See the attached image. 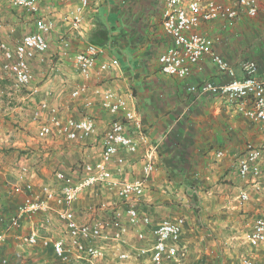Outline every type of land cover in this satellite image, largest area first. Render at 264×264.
Returning a JSON list of instances; mask_svg holds the SVG:
<instances>
[{"label": "built area", "instance_id": "built-area-1", "mask_svg": "<svg viewBox=\"0 0 264 264\" xmlns=\"http://www.w3.org/2000/svg\"><path fill=\"white\" fill-rule=\"evenodd\" d=\"M40 1L8 0L12 7L32 17L34 31L20 39L0 38V72L10 80L15 91H29V99L36 93L30 88L33 64L43 61L49 49L46 36L56 30L54 22L42 13ZM89 3L90 0H78L65 17L69 32L84 40V48L71 52V42L62 32L58 38L59 53L73 63L80 78L70 98L84 110L96 102L112 119L99 133L95 119L86 112L76 119L46 100L34 105L31 116L36 124L35 140L43 150L52 145L73 144L83 147L85 153L77 170L66 173L57 168L49 183L35 184L34 164H28V160L20 159L16 164V184L9 188L7 201L17 200L21 193L23 198L14 213L5 216L2 214L5 202L0 196V264L15 263L4 254L6 241L12 234L29 248V264L37 260L39 253L47 252L56 264H105L109 256L125 264L131 261L186 264L187 248L181 243L186 218L166 217L150 232L139 228L150 225L149 217L141 216L135 204L143 197L156 172L159 145L148 139L131 93L118 94L88 83L96 69L97 57L103 51L101 46L88 41L83 28ZM164 3L161 25L171 45L157 57L160 71L185 80L193 67L208 58L220 72H227L234 79L225 84L202 81L187 91L200 97L221 98L237 106L238 112L248 120L264 124V76L256 75V64L245 62L241 67L243 75L237 78L233 68L216 51L220 37L201 31L209 24L218 23L226 28L243 16L255 18L264 0H164ZM119 68V60L113 59L100 64L98 72ZM47 153L45 150L44 154ZM222 155L216 152L217 158ZM133 157L140 161L142 178L128 181L123 178L124 168ZM236 169L241 179L260 177L264 173V148L247 143L237 157ZM93 192L99 195V202L87 207L80 213L82 216L76 214L82 195ZM105 195H110V199ZM239 199L247 201L248 195L241 193ZM26 222L29 230L24 232ZM131 232L134 242L128 245V250L109 247L110 243L117 248L126 245ZM246 243L251 248H264V216L254 219ZM242 264H252V261L243 258Z\"/></svg>", "mask_w": 264, "mask_h": 264}, {"label": "crops", "instance_id": "crops-1", "mask_svg": "<svg viewBox=\"0 0 264 264\" xmlns=\"http://www.w3.org/2000/svg\"><path fill=\"white\" fill-rule=\"evenodd\" d=\"M40 2L42 13L54 22L56 28L46 36L48 43L51 36L58 38L63 32L69 38L73 52L83 49L84 40L69 32L65 21L78 0ZM164 5V0H90L83 21L86 38L93 43L100 27L105 28L108 39L103 41L101 38L103 43L97 45L103 51L97 57L96 69L88 83L92 87L118 94L131 93L148 139L159 145L156 172L149 180L143 197L135 204L141 216L149 217L150 225L139 228L150 232L166 217L183 216L186 223L181 243L187 248V262L194 261V256L199 251L203 253L201 259L207 261L209 258L206 255H210L215 249L209 248L211 244L206 246L203 243L200 246L205 234L226 233L228 230L221 225L211 226L207 230L199 227L207 218L206 210L214 208V213L224 210V214H232L227 204L233 199H239L241 193H248V201L253 204L255 211L264 213V173L251 181L242 180V184L236 179L237 157L244 152L246 144L264 148V124L248 120L238 112L237 106L230 105L221 98L200 97L195 92L187 91L189 87H196L202 81L225 84L234 79L227 72H220L208 58L198 67H193L185 80L167 76L160 71L157 57L171 45V39L164 33L161 25ZM263 14L262 5L258 16ZM17 17L12 19L15 23L14 30L25 27L23 35L34 31L30 15L19 12ZM201 31L211 37L215 34L220 37L216 51L233 68L237 78L243 75L241 67L246 58L256 64V75L264 76V23L250 21L247 24L240 19L226 28L214 23ZM246 31L255 37L252 41L254 45L247 55L237 42ZM113 59L119 60V69L98 72L100 64ZM93 104L85 112L95 119L98 132L102 133L112 116L96 102ZM72 112H75L73 118L81 117L76 108ZM52 149H57V146L52 145ZM56 151L53 152L54 155L66 157L70 154V151L63 149ZM218 151L223 153L222 157L217 158ZM77 153L81 157L85 152L81 148L75 152ZM138 160V157L127 160L123 173L125 180L142 178ZM10 163L7 157L0 154V182ZM251 191L256 196L255 200L249 195ZM22 198V193L17 195V201L20 202ZM105 198L110 199V195H105ZM235 208L237 207H232ZM79 213V209H76V214ZM218 252L217 264H228L231 257L229 249L224 248ZM48 255L50 252H47Z\"/></svg>", "mask_w": 264, "mask_h": 264}, {"label": "rangeland", "instance_id": "rangeland-1", "mask_svg": "<svg viewBox=\"0 0 264 264\" xmlns=\"http://www.w3.org/2000/svg\"><path fill=\"white\" fill-rule=\"evenodd\" d=\"M19 12H22V15L27 14L21 9L12 7L7 0H0L1 39H16L20 35H23L25 27H17V30H14L15 23L12 22L13 17H17ZM241 20L246 21L247 24L250 21H261L264 23V14L255 18L242 17ZM247 32L248 31H246V33L240 37V40L237 41L240 49L245 55L248 54V50L254 45V42L252 41L255 39L253 35H249ZM259 35L262 34H258V36ZM58 38L51 36L48 45L49 49L44 54L43 61L33 64V83L30 88L36 90V93L32 96V99H29V91H15L11 86L10 80L0 72V154L7 157L8 161H11L8 169L4 171V174L6 173V175H4V178H1L0 182V196L4 198L5 202L2 214L5 216L13 214L16 205L19 202L17 200L8 202L7 198L8 193L10 192L9 188L16 184V164L19 163L20 159H26L28 160V164H34L33 180L35 184H40L51 182L53 172L57 168H61V170H64L66 173H71L73 170H77L79 166L78 162L80 158L84 156L82 155L80 157L78 153L75 154V152L81 148L82 151H84L83 147L73 144L55 145L57 146V149H45L48 153L44 154L45 150H43L40 143L35 140L34 129L36 128V124L32 121L31 113L35 108L34 105L39 101L46 100L49 104L59 107L63 114L73 115L72 117H74L75 113L72 112L73 108H76V111L81 113V115L85 112L84 109L77 105V102H74L70 98V92L79 84L80 78L78 77V71L73 67V63L69 59L60 56V44ZM71 48L70 51L73 52ZM246 61H248V58L243 59V62ZM64 63L71 66L68 67V65H65ZM33 138L34 140H31ZM62 149L66 152L70 151V154L66 157L61 154H53V152H57L56 150ZM236 179L241 184L242 180H252V178L241 179L238 175H236ZM252 192L253 191H251V193L249 192V195L251 194L250 196L255 200L256 196L252 195ZM99 200L100 197L95 192L83 194L82 198L77 203V209H79L80 213H83L87 207L97 204ZM227 207H230L229 210L232 214H224V210L214 213V208L209 211L206 210L205 214L207 215V218H205V222L202 226H199L204 230H207L211 226L221 225L225 226L228 230L226 233L210 232L209 234H205L206 236L200 246L203 243H205L206 246L211 244L209 245V248L215 249L210 255H206L209 259L203 261L201 259L203 253L199 251L196 252L194 261H191L193 263H188L187 258L185 262L186 264H217L218 250L224 248L229 249L228 254L231 256L229 257L230 261L228 264H242L243 258L250 259L252 264H264V248H251L246 243V236L250 231L252 222L256 217L264 216V213L261 214L262 212L259 211V213H257L253 208V204L248 200L244 203L239 199H233L227 204ZM232 207L237 208L232 209ZM257 209L259 210L260 207ZM194 210L197 211L198 209L194 208ZM238 210H240V212H238ZM80 216L82 215L80 214ZM214 222L216 224H213ZM23 230L24 232L29 230V222H26ZM133 234L134 233L131 232L129 236H127L126 245H120L117 248L115 246L116 244L110 243L109 247L113 246L118 250H128V245L134 242ZM8 241L9 244H7ZM212 244L214 245L212 246ZM5 248L4 254L12 259L13 262H15L14 264H29V248L21 245V243L14 238L13 234L7 239ZM110 252L111 251H108V253ZM35 258L37 260L32 264H56L50 255L47 256V253H39ZM109 258L110 260L105 264H125L117 262V260L111 256H109ZM130 264H135V262L131 261Z\"/></svg>", "mask_w": 264, "mask_h": 264}, {"label": "trees", "instance_id": "trees-1", "mask_svg": "<svg viewBox=\"0 0 264 264\" xmlns=\"http://www.w3.org/2000/svg\"><path fill=\"white\" fill-rule=\"evenodd\" d=\"M96 40L93 41V43L88 40L90 43L94 44L95 46L102 44L103 41H107V31L105 30V28H98V30L96 31V36H95ZM101 38L103 39V41L101 40Z\"/></svg>", "mask_w": 264, "mask_h": 264}]
</instances>
